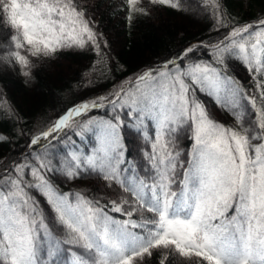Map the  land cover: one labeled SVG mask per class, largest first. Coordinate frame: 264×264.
Instances as JSON below:
<instances>
[{
    "label": "trees",
    "instance_id": "trees-1",
    "mask_svg": "<svg viewBox=\"0 0 264 264\" xmlns=\"http://www.w3.org/2000/svg\"><path fill=\"white\" fill-rule=\"evenodd\" d=\"M262 17L264 0H0V100L6 98L12 108L9 113L0 106V198L5 227H20L22 221L39 248L42 229L37 227L39 211L33 215L32 202H36V209L47 206L41 192L53 198L62 193L78 194L72 203L81 201L85 214L87 209L94 210L92 222L100 231L108 216L109 234L119 232L134 240L144 233L155 234L149 249L126 257L122 244L105 248L101 237L103 255H96L98 261L221 264L212 251L191 244L205 224L197 230L183 227L168 238L157 235L161 218L128 182L135 170L122 173L117 165L111 169L89 165L91 170L84 178L64 180L62 174L58 176V171L67 172L68 168L56 162L71 151V146L90 149L97 143L99 121L79 136V128L91 116L107 120L114 111L117 115L125 110L131 114L133 104L150 103L157 112L163 106L164 119L152 158L141 159L136 154L138 175L144 179L147 192L151 193L152 184L159 181L153 160L159 161L169 192L176 193L177 184L193 162L192 146L197 137L205 147V141L214 145L222 142V155L229 165L222 176L227 181L225 185L211 184L213 192L206 196H213L214 203L207 208L208 215L214 224L219 223L221 218L211 214L218 213L221 199L231 208L242 196L243 187L244 196L258 198L252 228L256 238H264V99L253 107L249 95L257 68L250 47L264 39V24L249 25L219 42L231 29ZM26 28L37 43L25 37ZM195 42L219 44L198 46L178 62L157 69ZM17 53L28 63L22 65ZM147 68L154 70L145 79L129 84L107 108L80 116L63 131L44 138L39 148L28 147L29 137L52 125L68 108L112 96L126 80ZM25 70L30 75H25ZM262 73L260 69L259 76ZM217 76L222 82L217 97L224 100L222 105L215 103L207 85L209 77ZM37 186L39 190H35ZM48 223L62 239L73 238V231L62 228L53 216H48ZM7 239L0 227V242ZM77 242L86 243L83 237ZM43 246L46 249V244ZM92 251L95 253V248ZM64 255L57 257L60 264Z\"/></svg>",
    "mask_w": 264,
    "mask_h": 264
},
{
    "label": "snow or ice",
    "instance_id": "snow-or-ice-1",
    "mask_svg": "<svg viewBox=\"0 0 264 264\" xmlns=\"http://www.w3.org/2000/svg\"><path fill=\"white\" fill-rule=\"evenodd\" d=\"M45 7L47 5H44ZM264 23V22H262ZM25 37L29 39L31 43H37L35 37L29 34V30L25 29ZM13 39H15L13 37ZM47 45V42H45ZM19 42L17 41V45ZM38 46V44H37ZM50 46V45H48ZM194 53V49L192 50ZM19 62L24 65L28 61L16 54ZM25 75H30V72L25 70ZM103 97L101 96V99ZM85 108L90 111H98L100 107L107 108V105L89 104L87 101L83 102ZM0 106L5 107L9 113L12 108L8 100H0ZM80 109V105L75 106ZM114 107V106H113ZM133 110L129 114L128 110L121 115L114 114L111 118L105 120L99 116H91L84 125L79 128V136H84L86 130L94 121H99L100 132L96 136L97 143L91 148L85 147L84 149L76 150L75 146H71V151H66L60 160L56 162L59 165L63 162L68 170L67 172L58 171L63 175L64 180L71 178H84L87 176L88 171L92 167L109 168L113 165L118 166V170L122 173H127L129 169L135 170V174L128 176V182L135 186L136 190L141 194L145 192L144 179L139 178L138 169L140 167L137 160V153L141 159L147 157L152 158L155 145L157 142L159 129L162 127L164 114L163 106L160 112H157L154 105L145 103L139 107L133 104ZM71 109L66 110V112ZM81 115L84 112L81 111ZM127 116V120H125ZM151 116V120H147V117ZM65 120V114L58 115V122ZM155 122V123H153ZM264 123V121H262ZM56 130H59L58 125H54ZM74 136L76 132L74 131ZM54 135L52 128L44 131L40 138L29 137L32 147L39 148L43 143L45 137ZM142 142V143H141ZM205 146H201L200 137H197V143L192 146L193 162L189 165L188 173L184 175V187H181L179 192V205H185V198L188 193L187 185L193 172H199L202 175L210 176L212 179L211 184L225 185L222 174L226 172L229 165L226 158L219 152L214 144H210L207 141L204 142ZM90 154L85 155V153ZM197 153L199 155L197 156ZM145 163L147 160L145 159ZM152 167L156 169V177H159L158 182H154L151 187V199L158 206L160 204L159 197L163 195L165 197V208L167 207V196L170 194L164 178L159 170V161L153 160ZM84 169V170H82ZM166 170V168H165ZM25 176L29 175V169H25ZM155 179V178H154ZM203 187V185H202ZM35 190H39V186ZM26 200L27 194H24ZM75 195L72 193H62L58 197L53 198L45 192H41V196L47 202V206H41L40 209H36L32 202L30 207L32 208L33 215L39 211V222L37 227L41 228L40 237L42 241L41 247H36L32 241L30 235L31 229L25 228L21 221L20 227H5V219L2 212L3 199L0 198V227L4 228L5 235L8 237L6 242H0V264H53L57 261V257L61 253H65L63 257V264H105L104 260H97L96 255H103L101 253L102 245L99 243V239L102 237L104 240L103 247L115 246L122 244L124 241L120 236V233L109 234L108 223L111 221V217L105 216L103 219V231H100L95 223L92 221L95 219L92 209H87L85 214L84 204L77 200L76 204L72 203ZM201 195L200 190L197 189L194 196L199 197ZM244 199V190L242 187V200ZM242 204L240 207H245ZM116 208L119 209L120 205L117 204ZM227 211V204L223 207H218L217 212L221 217L220 224L211 223V218L206 217L203 223L206 227L203 229V246L209 248L214 255L221 258L227 257L226 264H264V239H260L258 246L253 248L251 245V228L249 229V235L241 236L243 242V256L244 259L234 261L231 259L234 253H239L237 242L235 237L226 234V225L230 223L227 221L224 213ZM212 213L211 215H216ZM53 216L61 227L65 230H72L74 235L71 240H64L56 234L52 225L48 223V216ZM233 221L236 217L232 218ZM119 223V222H118ZM134 224L135 221L133 220ZM264 236V233H261ZM92 239L89 240L88 237ZM83 237L86 243H78L77 240ZM53 241L55 243H53ZM46 244V249L43 246ZM95 248L96 252L93 253L92 249ZM57 264H60L57 261ZM116 264H122V261H117Z\"/></svg>",
    "mask_w": 264,
    "mask_h": 264
},
{
    "label": "rangeland",
    "instance_id": "rangeland-1",
    "mask_svg": "<svg viewBox=\"0 0 264 264\" xmlns=\"http://www.w3.org/2000/svg\"><path fill=\"white\" fill-rule=\"evenodd\" d=\"M255 46H256L255 55L258 56L261 53L262 48L260 46V43H256ZM251 91H252L253 100H260L264 97V75L262 78L258 76H254L253 87ZM67 124L68 123H65L63 125H67Z\"/></svg>",
    "mask_w": 264,
    "mask_h": 264
}]
</instances>
